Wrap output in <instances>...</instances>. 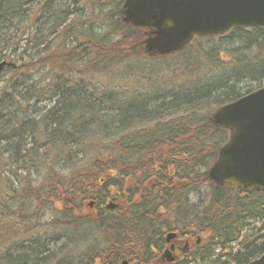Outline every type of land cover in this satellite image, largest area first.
Listing matches in <instances>:
<instances>
[{"label": "trees", "instance_id": "1", "mask_svg": "<svg viewBox=\"0 0 264 264\" xmlns=\"http://www.w3.org/2000/svg\"><path fill=\"white\" fill-rule=\"evenodd\" d=\"M121 1L0 0V61L13 59L6 83L10 92L0 90V165L5 158L9 167L23 162L24 171L40 166L55 184L48 198L65 203L66 218L75 209H87L88 200L98 205L110 199L115 190L117 209L100 211L97 218L88 215L82 229L85 236L105 234L103 254L112 252L111 264L124 256L148 264L146 257L164 245L169 232L199 239L193 260H212L211 251H219L217 262L227 259L223 264L257 259L264 253V196L215 187L199 171L209 168L226 141L209 115L242 96L235 79L252 75V64L231 62L214 72L216 59L206 53L215 63L207 60L208 72L202 75L186 64L172 67L170 62L184 54L141 60L137 48L127 50L141 33L122 26ZM249 33L264 39L261 30ZM256 60L263 83L264 60ZM30 66H39L34 74L43 77L25 80ZM110 70L114 77L108 75L110 81L103 84L100 76ZM40 104L50 108L37 120L30 118ZM2 185L0 264H50L46 251H22L31 218L20 208L16 217L10 211L17 204L32 207L41 195L29 183L15 189L7 179ZM201 188L208 192L205 202L190 204L189 195ZM13 218L22 220L24 229L21 224L5 227ZM246 220L260 223V229L243 235ZM2 229L11 232L3 235Z\"/></svg>", "mask_w": 264, "mask_h": 264}, {"label": "water", "instance_id": "2", "mask_svg": "<svg viewBox=\"0 0 264 264\" xmlns=\"http://www.w3.org/2000/svg\"><path fill=\"white\" fill-rule=\"evenodd\" d=\"M120 14L125 26L147 31L140 43L146 58L170 56L194 39L235 29L264 30V0H123ZM8 67L0 62V76ZM210 122L227 133V140L207 171L208 179L218 187L264 195V87L220 107ZM173 237L168 234L166 242ZM247 264H264V253Z\"/></svg>", "mask_w": 264, "mask_h": 264}, {"label": "rangeland", "instance_id": "3", "mask_svg": "<svg viewBox=\"0 0 264 264\" xmlns=\"http://www.w3.org/2000/svg\"><path fill=\"white\" fill-rule=\"evenodd\" d=\"M81 1V0H80ZM83 5V3H82ZM125 27L124 25H122ZM93 28H96L98 26L92 25ZM127 28V27H125ZM250 29L244 30L242 33L239 34H233L229 36L230 38H222V39H215L213 42L209 43V41H204L201 44L193 43L191 47H187L186 49H183L179 53L173 55H180L184 54V56L179 57V61H172L170 62L172 67L176 66L178 69L181 67H184L185 64L188 65V67L191 70H199L202 75H204L203 71L208 72L206 67L204 66V63L207 62V60H213V63H215V71H217V66L220 67L228 66L231 64V62H238L241 63L245 61L247 64H252V68L249 71H251L252 75L249 74H242L241 76H238L235 79V91L238 93L240 92L242 95L245 93L254 91L262 86H264V82L260 83L259 79L262 78V76H258L257 73L260 72L261 67L258 66V62H256V58H263L262 57V50L264 47V39H255L256 37L254 35H251L249 33ZM230 35V34H229ZM140 39V37H139ZM138 39V40H139ZM137 40V41H138ZM137 41L132 47H128V49L137 48V51L140 50L138 47ZM206 53H210L215 57V59H206L204 55ZM138 57L141 60H152L146 57L141 56L138 53ZM172 57V56H171ZM166 57L168 58H171ZM21 59L25 62L26 60L23 56H21ZM13 60V59H12ZM12 60H9L8 62L12 64ZM64 60V59H62ZM191 62V63H189ZM8 63V64H9ZM241 63L237 65V68L241 67ZM20 66L19 62H15V66ZM9 67L5 68L3 73L0 76V90H5V92H10V88H6V83L12 78ZM36 69L40 70L39 66H30L28 68L29 74L25 77V80H33L36 79L38 76L43 77V75L39 74L36 75L34 72ZM19 72L23 73V69L20 68ZM213 72V73H214ZM247 72V71H246ZM114 77V72L111 70L108 72L103 73L100 76V80L103 84L107 83V81H110L109 76ZM264 75V73H263ZM256 77L257 79H255ZM100 82V83H101ZM126 83L130 84V80L126 81ZM122 85V84H121ZM3 106V105H2ZM50 108V104H40L38 105L37 109L38 112L34 114H26L30 118H34V120H37L41 115L45 114L47 109ZM1 115H3L2 112H0ZM215 139V138H214ZM223 142L219 141V143ZM2 148H5L3 145H1ZM220 147V146H219ZM27 149L30 148V146L26 147ZM5 149H9L8 147ZM10 162L6 161L5 158L1 162L0 165V183L4 185L6 180L8 179V182H10L13 187L16 189L20 187L21 183H29L31 184V190H34L36 193L41 195V198L39 201L34 202L32 204V207H29L25 204H17L15 209H10L11 214H15V217L18 216V213L16 210L18 208L23 210L25 213H29L30 220L28 221V224L26 226L28 233L24 235V239L22 241H26L23 244L22 251L28 250V249H34L37 248L36 252L38 251H46L45 254L50 253V264H88L89 259L93 261H97L103 258L104 250L107 249L106 242H105V234H103L100 231L90 232L87 233L85 236L83 234V227L86 221V218L88 215L96 214V209H84V213H79L78 215L76 213L79 212L80 209H75L74 215H72L70 218H66L64 214L65 209V203L62 200L48 198V192L50 186H55V184L51 185V180L48 182V174L47 172H39V167H34L28 165L26 167V170H23L24 163H16L14 166L9 167ZM3 165L5 168H3ZM59 169V167H54V169ZM42 171V169H41ZM200 172H206L205 168L199 170ZM59 173V172H57ZM113 176V175H112ZM129 184V183H128ZM2 185V186H3ZM20 190V188H19ZM110 193L112 195H116L115 190L111 189ZM4 194V190H0V196ZM208 196V192L205 188H201L195 192H192L189 195V202L190 204H196L199 201L205 202V198ZM106 203V202H105ZM87 207V205H86ZM98 207H101V204L98 205ZM98 211V210H97ZM71 215V214H70ZM75 216V217H73ZM91 217V216H89ZM92 218V217H91ZM76 221H78V224L74 227H70L68 225L74 224ZM245 228H243V235L250 234L248 231L250 228L254 227L256 230L260 229L261 224L256 223L252 220H246L244 222ZM21 224V227L24 225V222L21 220L20 222L16 219H11L5 222V227L11 225L13 228L18 227ZM249 225V226H248ZM73 226V225H72ZM20 227V228H21ZM76 228V229H75ZM21 229H24L22 227ZM86 229V228H85ZM9 232H11V229H2V234L6 235ZM93 233V234H91ZM76 237H79L77 239ZM85 237V238H84ZM205 236L202 237V239ZM203 241V240H202ZM202 243V242H200ZM128 249V248H127ZM237 250L235 249V252ZM211 257L209 259H204V261H201L200 259L193 260L192 254L194 252H190L188 262L186 264H210L214 261L215 264H223L227 259L222 258L217 262V258L220 255L219 251H211ZM32 253H34L32 251ZM106 253V252H105ZM156 255V254H155ZM218 256V257H217ZM217 257V258H216ZM78 261V262H77ZM95 264H100L99 261H97Z\"/></svg>", "mask_w": 264, "mask_h": 264}, {"label": "flooded vegetation", "instance_id": "4", "mask_svg": "<svg viewBox=\"0 0 264 264\" xmlns=\"http://www.w3.org/2000/svg\"><path fill=\"white\" fill-rule=\"evenodd\" d=\"M112 199L113 202H115L114 198ZM105 201L102 202L100 209H98L99 211H97V213L99 215L97 217L101 216L100 211H105L103 208V203H105ZM91 204L92 205H89L91 209L96 208L95 201H93V203ZM105 208L108 209L106 206ZM166 239H164V245L162 247H160L159 249H153L151 251L152 254H149L150 256H152L151 259H148V257H146V261L149 262L148 264H186L188 262L187 260L189 259L190 252H195L197 247L199 246V239H196L194 241L185 232H181L180 234L176 233V235L168 242H166ZM111 254L112 252H109L106 253L105 256H109L110 260ZM124 258L128 261L129 264H145V262H140L139 260H136V257L126 258L124 256ZM119 263L120 261L114 264ZM100 264H106V261L101 260ZM108 264H111L110 261Z\"/></svg>", "mask_w": 264, "mask_h": 264}]
</instances>
